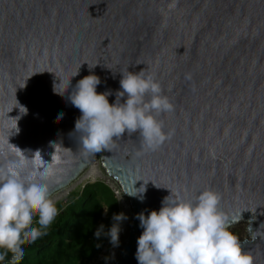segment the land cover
<instances>
[{
	"label": "water",
	"instance_id": "obj_1",
	"mask_svg": "<svg viewBox=\"0 0 264 264\" xmlns=\"http://www.w3.org/2000/svg\"><path fill=\"white\" fill-rule=\"evenodd\" d=\"M167 2L0 0V166L21 150L35 171H50L51 198L96 160L129 210L112 264H138V213L159 210L170 190L193 200L205 189L220 194L243 249L264 264V0H178L171 11ZM127 69L152 76L174 106L156 117L166 139L145 150L125 133L85 152L71 87L91 72L111 104ZM68 77L64 94L54 92ZM141 184L142 201L128 195Z\"/></svg>",
	"mask_w": 264,
	"mask_h": 264
},
{
	"label": "clouds",
	"instance_id": "obj_2",
	"mask_svg": "<svg viewBox=\"0 0 264 264\" xmlns=\"http://www.w3.org/2000/svg\"><path fill=\"white\" fill-rule=\"evenodd\" d=\"M177 2L168 0L167 9H175ZM95 65H88L89 70ZM120 75V88L115 91L111 104L108 97L113 93L108 90L98 93L96 88L101 80L91 72L71 87L68 100L81 113L74 131L79 134L80 146L85 152L107 150L109 144L125 133L138 134L145 150H155L166 139L163 122L156 117L173 111L174 106L162 94L160 83L142 70L127 69ZM70 77L66 83H55L54 92L63 95L70 86ZM22 109L20 113H26ZM61 116L62 113L57 114V118ZM16 155L17 159L0 166V261L9 253L13 260L22 259L25 242L31 244L45 235L58 215L45 183L50 171H35V161L26 159L21 150ZM98 167L111 181L99 163ZM26 168L32 170L25 174ZM144 184L128 195L142 201ZM220 199V194L211 189L201 191L193 200H185L170 190L159 210H151L147 216L138 213L136 219L142 228L135 252L138 264H253L251 253L243 249L240 238L230 231L238 217L226 216L219 208ZM104 209L106 212L107 208ZM34 217L38 227L33 224ZM125 219L124 213H114V223L104 233L113 246L118 245L120 222ZM103 228L100 225L94 237L99 238ZM256 238L253 232L252 239Z\"/></svg>",
	"mask_w": 264,
	"mask_h": 264
},
{
	"label": "trees",
	"instance_id": "obj_3",
	"mask_svg": "<svg viewBox=\"0 0 264 264\" xmlns=\"http://www.w3.org/2000/svg\"><path fill=\"white\" fill-rule=\"evenodd\" d=\"M58 215L46 229V234L35 242H25L22 259L5 255L0 264H104L110 244L104 234L114 223L112 216L119 213L113 191L103 182L84 185L57 202ZM107 211L105 212V209ZM36 225V218L33 220ZM103 225L99 238L93 233ZM99 244L100 247H96Z\"/></svg>",
	"mask_w": 264,
	"mask_h": 264
},
{
	"label": "rangeland",
	"instance_id": "obj_4",
	"mask_svg": "<svg viewBox=\"0 0 264 264\" xmlns=\"http://www.w3.org/2000/svg\"><path fill=\"white\" fill-rule=\"evenodd\" d=\"M103 182L104 184H106L114 193L118 204H119V213H124L127 217V219L123 220L120 222V232H119V241L120 238L122 236V234L124 233V230L127 227L128 221H129V210L125 204V202L123 201V198H120V193L117 190V188H115V185L108 180L107 177H104V175L101 173V171L99 170L98 167V162L96 160H92L89 167L87 168V171H85L81 177L78 178V180H76L72 185H70L69 187H67L66 189L58 192L57 194L53 195V197H51V199L53 200V202L56 204L57 202H61L62 200H64V198L71 192L77 190V189H81L84 185L89 184V183H94V182ZM117 190V191H116ZM230 231H232L234 234H236L240 240H242L243 236V229L241 226H235L230 228ZM118 246H119V242L118 245L113 246L112 244H109L106 250V261L104 264H112V262L115 260L116 255L118 253Z\"/></svg>",
	"mask_w": 264,
	"mask_h": 264
},
{
	"label": "bare ground",
	"instance_id": "obj_5",
	"mask_svg": "<svg viewBox=\"0 0 264 264\" xmlns=\"http://www.w3.org/2000/svg\"><path fill=\"white\" fill-rule=\"evenodd\" d=\"M86 171H87V170H86ZM81 176H82V175H81ZM81 176H80V177H81ZM235 226H236V225H235ZM235 226H231L230 228L235 227Z\"/></svg>",
	"mask_w": 264,
	"mask_h": 264
}]
</instances>
